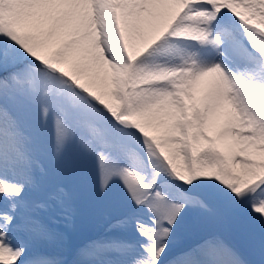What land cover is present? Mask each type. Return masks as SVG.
Instances as JSON below:
<instances>
[{"label":"snow or ice","instance_id":"6c2138e0","mask_svg":"<svg viewBox=\"0 0 264 264\" xmlns=\"http://www.w3.org/2000/svg\"><path fill=\"white\" fill-rule=\"evenodd\" d=\"M0 264H264V0H0Z\"/></svg>","mask_w":264,"mask_h":264},{"label":"rangeland","instance_id":"374dc122","mask_svg":"<svg viewBox=\"0 0 264 264\" xmlns=\"http://www.w3.org/2000/svg\"><path fill=\"white\" fill-rule=\"evenodd\" d=\"M98 229L99 224L89 220L86 208L81 205L80 211L73 224L69 227L63 228L67 237L66 246L72 248L77 244L85 242L87 239L95 235ZM65 258L69 257L66 256Z\"/></svg>","mask_w":264,"mask_h":264}]
</instances>
